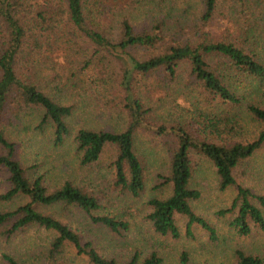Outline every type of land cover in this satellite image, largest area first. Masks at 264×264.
I'll return each mask as SVG.
<instances>
[{"label":"trees","instance_id":"trees-1","mask_svg":"<svg viewBox=\"0 0 264 264\" xmlns=\"http://www.w3.org/2000/svg\"><path fill=\"white\" fill-rule=\"evenodd\" d=\"M217 21L226 26L224 39L214 36ZM91 66L98 75L90 78L92 83L114 89L113 103L125 113L120 130L83 120L70 130L67 119L77 108L81 73ZM107 75L111 78H103ZM234 79L264 85V0H0V169L6 170L9 183L0 199L26 198L14 208L0 209V233L10 238L30 226L52 232L41 254L28 248L32 253L21 261L3 253L6 263L63 264L58 256L71 244L91 264H160L156 251L141 259L138 251L123 263L106 257L89 236L61 219L78 207L91 222L117 235L129 229L127 219L93 212L101 208V184L132 197L145 190L150 166L135 147L139 130L161 136L169 153L166 173L156 171L159 180L153 186L168 183L170 192L148 199L155 231L180 237L176 215H182L187 236L198 225L216 238L214 226L192 208L201 191L191 181L203 158L214 166L220 190L236 187L231 206L218 215L233 214L230 223L238 235L249 234L252 225L264 233V195L237 179L264 146V128L251 139L237 130L243 129L241 109L264 123V107L247 99ZM141 89L147 97L158 92L171 96L174 103L184 94L197 117L154 123L153 107ZM28 110L42 111L36 126L42 131L50 125L55 145L72 134L80 165H94L105 146L114 145L110 172L87 176L88 181L66 178L52 188L43 174L29 175L6 124L15 125ZM234 255L235 264H264L262 256L241 247ZM182 259L185 263V253Z\"/></svg>","mask_w":264,"mask_h":264},{"label":"rangeland","instance_id":"rangeland-1","mask_svg":"<svg viewBox=\"0 0 264 264\" xmlns=\"http://www.w3.org/2000/svg\"><path fill=\"white\" fill-rule=\"evenodd\" d=\"M214 32L216 38L224 39L227 34L226 26L221 21H217L214 24ZM81 77L84 83L80 94L76 96L77 108L74 115L67 119L71 132L76 130L81 120L96 128L122 129L127 118L124 111L120 112L113 103L111 93L114 89H109L103 84L92 83L90 78H98L92 66L86 68L81 73ZM103 78L111 77L107 75ZM234 80L247 99L264 107V85L260 84L263 87H256L257 81L250 79ZM168 85L164 84L163 87L166 88ZM172 87L176 88L177 85L173 84ZM141 94L146 96L147 104L150 103L153 107L151 120L154 123H170L197 117V114L193 113L192 104L182 99L184 94L179 96L180 99L176 103L172 101L171 96L165 97L160 92L153 96L158 97L159 101H155L151 96L147 97L143 89ZM241 110L239 122L243 125V129L237 128V130L244 138L251 139L255 137L259 129L264 128V123L256 119L244 107ZM82 111H86L84 116ZM41 114V110H28L22 114L21 121L16 122L15 125L10 126L6 123L9 137L16 145V156L27 167L29 175L34 172L43 174L46 183L52 188L66 178L88 181L87 176L110 172V164L116 155L114 145L107 144L94 165L89 167L80 165L72 134L66 136L62 145H55L52 127L44 125L40 131L36 126ZM161 139V136H156L152 131L139 130L136 135V150L146 154L150 166L145 190L139 197H132L100 185L103 188V191L98 193L101 208L93 214H108L114 218L127 219L130 222L127 231L117 235L91 222L89 215L78 207H72L62 218L56 214L57 217L78 229L87 239L89 236L99 253L116 258L122 263L128 261L138 251L140 259L156 251L162 259L160 264H235L234 251L240 247L264 258V233L258 226L252 225V231L247 235H238L230 223L233 214L218 215L220 209L231 206L236 195V187L220 190L214 166L209 160L203 158L198 159L199 165L191 181L192 185L201 191L200 199L192 203V208L214 226L216 238L211 239L208 233L198 225L192 228L193 236H187L184 229L186 218L182 215H176V223L181 233L178 238H173L170 234H161L153 229L148 218L150 211L148 199L152 195L165 196L170 192L168 183L157 188L153 186L159 180L156 171L166 173V164L169 160L168 150ZM7 177L6 170L0 169L1 193L8 188ZM237 177L253 192L264 195V146L257 149L250 159L249 168L243 173L238 172ZM25 201L24 196H18L11 201L0 199V209L14 208ZM44 210L54 211L52 208ZM51 236L52 232L37 226H30L10 238L0 233V264H7L2 257L3 253H10L21 261H25L24 254L32 253L30 250L27 251L28 248H32L37 254L42 253L48 248ZM184 253L186 254L185 263L182 259ZM58 258L63 259V264H91L86 255L78 254L71 244Z\"/></svg>","mask_w":264,"mask_h":264}]
</instances>
